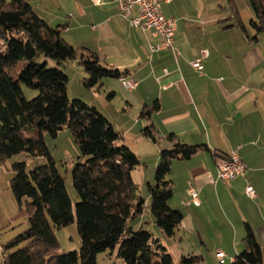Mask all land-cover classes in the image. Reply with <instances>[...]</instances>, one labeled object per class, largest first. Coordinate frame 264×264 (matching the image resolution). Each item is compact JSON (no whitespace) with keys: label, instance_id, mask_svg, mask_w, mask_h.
Returning a JSON list of instances; mask_svg holds the SVG:
<instances>
[{"label":"trees","instance_id":"obj_1","mask_svg":"<svg viewBox=\"0 0 264 264\" xmlns=\"http://www.w3.org/2000/svg\"><path fill=\"white\" fill-rule=\"evenodd\" d=\"M254 12L250 25L258 39L264 33V0H249ZM235 25L246 31L236 10ZM64 26H51L37 14L28 0H0V162L23 154L12 164L10 186L29 226L3 246V264H98V255L117 250L123 264H175V258L162 240L129 222L150 209L165 236L176 234L183 219L180 210L169 205L173 194L168 175L174 159H189L206 144H188L174 134L171 146L161 150L154 182H148L150 202L138 193L133 171L141 158L125 143L114 124L95 106L68 93L67 63L77 59L87 76L89 89L100 88L105 78H121V71L102 64L100 56L86 48L77 49L64 38ZM56 62L50 67L49 60ZM23 67L18 71L20 62ZM35 89L27 99L23 87ZM159 109L158 100L146 104L140 117L148 124L145 137L158 143L151 115ZM71 130L81 152L72 170L78 201L73 200L52 156L46 136L56 138L60 130ZM217 158L222 153L214 152ZM46 158L44 164L29 168L30 161ZM75 223L80 235L79 250L60 252L56 229ZM244 248L231 264H264V248L253 228L245 225ZM199 255L181 256L180 264H196Z\"/></svg>","mask_w":264,"mask_h":264},{"label":"crops","instance_id":"obj_2","mask_svg":"<svg viewBox=\"0 0 264 264\" xmlns=\"http://www.w3.org/2000/svg\"><path fill=\"white\" fill-rule=\"evenodd\" d=\"M28 1L51 26H64L63 36L68 43L97 53L108 68L129 70L125 76L137 82L133 90L126 89L121 78L103 79L100 88L108 92L107 106L115 100L116 105L123 106L124 116L127 110L140 113L146 104L158 100L159 109L152 113L151 122L162 144L135 130L138 124H148L144 118L136 119V124L128 128L124 123L117 125L121 140L139 156L149 153L156 168L161 150L171 146L170 134L182 142L210 148L189 159H174L171 164L168 178L173 194L169 205L180 210L183 219L173 237L163 232L162 237H157L173 254L175 264H180L181 256L188 255L201 256L196 264L232 262L242 251L246 224L253 228L264 248V73L254 70L264 55L258 46L260 38H250L244 20L246 31L235 25L237 1L229 0L232 16L221 17L216 12L202 17L206 20L197 19L202 27L181 16L177 4L183 0L167 2L171 8L166 13L162 7V11L176 19L177 55L171 49L153 51L151 46L159 44L160 38L133 26L122 16L115 0H99V4L92 0H52V4L51 0ZM203 49L210 54L203 60V69L196 70L191 61ZM239 58L246 69L237 67ZM84 73L87 76L85 69ZM114 111L118 113L115 108ZM109 120L117 129L116 122ZM129 140L136 145H130ZM234 150L247 165L245 175L229 183L211 182L209 176L217 179L218 175L213 153ZM139 172L140 181L134 178L138 188L152 182L150 173ZM248 185L255 188L254 198L245 192ZM190 186L199 190L200 206L189 203ZM145 199L150 202L149 196ZM218 250L225 253L222 263Z\"/></svg>","mask_w":264,"mask_h":264},{"label":"rangeland","instance_id":"obj_3","mask_svg":"<svg viewBox=\"0 0 264 264\" xmlns=\"http://www.w3.org/2000/svg\"><path fill=\"white\" fill-rule=\"evenodd\" d=\"M236 1H237L236 8L239 11L241 18L244 20L247 26V31L252 37L255 35L256 31L250 25V20L251 18L254 17V12L250 5V2L249 0H236ZM236 1L234 2L236 3ZM51 4H52V0H51ZM171 6L172 5H169L167 3H162L163 10L166 13L171 8ZM202 6H205L204 9L207 10L208 12H203L202 10L204 9H201ZM51 7L53 10L54 9L57 10L55 6L53 7L51 5ZM177 8L179 9V13L181 14V16H183L186 20L193 21L194 25L201 27L203 26L202 22L201 20H197V19L206 20L205 18H202L204 16H209V15L211 16L216 12L220 13L221 17L226 15H231V16L233 15V10H231L232 6L229 0H183L182 3L177 4ZM61 14L67 15V13L64 12H61ZM228 21L229 20H226L225 22ZM237 32L240 33V31ZM258 37L260 38L259 41L260 43L258 44V46L264 55V33L259 34ZM2 46L3 44L0 41V47ZM235 59L237 60L236 57ZM241 60L242 58L238 59L239 63L237 67H239L240 69H246L247 67L244 66ZM24 62H25L24 60L20 62L18 66V71L23 67ZM49 66L50 67L56 66V62L50 59ZM255 69L258 72L260 71L264 73V60L257 67H255L254 70ZM65 71L68 73L70 79L68 83V93L71 99H81L86 103H88L89 105L97 107V109L101 111L105 116L108 113V117L116 122V126L124 123V126L128 128L136 119L137 121L143 120V118L140 117L141 111L140 113L138 112L139 113L138 114L133 110H127L128 114L122 116L123 106L116 105L115 100L111 102L110 106H107L105 101L108 100L109 96H108V92L106 93L104 89L97 87L89 89L85 87L82 82L83 78L85 77L84 67L81 64H79V61L77 59L69 61L67 63ZM23 91L27 99L34 98L39 93L37 90L30 89L25 86L23 87ZM114 108L118 110V113L114 111ZM130 119L131 122H128L126 124V122L129 121ZM146 125L141 126V124H138L136 125L135 130L139 134L140 133L142 134V129ZM118 129L120 128L117 126V130ZM142 136L144 135L142 134ZM46 143L52 156L56 160L60 173L65 178L66 187L73 200V204H75L76 201H78V197L72 181V170L79 161H83L79 146L71 130L68 128H64L60 130L56 138H52L47 135ZM118 143L120 144L125 142L123 140H120ZM129 143L132 146L136 145L135 142H132L131 140H129ZM159 144H162V141L159 140ZM140 158L142 164L136 168L137 171H135L134 173V178L137 181H140L139 176L142 171L141 172L139 171L143 170V172L150 173L151 177H153L152 182H154L156 168H154L152 165V158L150 154L149 153H147L146 155L142 154V157L140 156ZM24 159L25 157L23 154H18L7 159L5 162H0V264H3V246L12 238H14L17 234L26 230L29 226L27 213L25 212L24 209H21L19 207L10 186V181L13 176L12 164L17 161H23ZM46 161L47 160L44 157L35 158L30 161L31 163L29 165V168H33L35 166L44 164ZM146 163L148 165L147 168L145 166ZM138 193H140L141 196H143L144 198H147L148 196L150 197L147 182L143 186L140 185V188H138ZM129 226H131L135 231L138 230L140 227H142L144 230L150 231L155 236L162 237V230L155 223L154 215L148 207H146L143 216L131 220L129 222ZM56 235L60 242V247H61L60 252H67V251L80 249L81 240L77 225L75 223L62 227L61 229H56ZM243 248L244 245L242 246V249ZM97 259H98V264H123V260L117 257V250L112 255H110L109 250L106 252H102L98 255ZM226 264H231V262H227Z\"/></svg>","mask_w":264,"mask_h":264},{"label":"built area","instance_id":"obj_4","mask_svg":"<svg viewBox=\"0 0 264 264\" xmlns=\"http://www.w3.org/2000/svg\"><path fill=\"white\" fill-rule=\"evenodd\" d=\"M95 4H99V0H92ZM122 16L128 19L133 26L140 27L144 31H149L153 35L160 38V43L151 46L153 51L161 49H171L175 55L178 54V50L174 45L177 22L175 18L167 17L162 11V3L171 2V0H115ZM210 52L207 49L201 50L199 56L191 61L192 66L196 70L203 69V60L209 56ZM165 73L168 70L165 69ZM123 85L128 90H133L137 82L129 77H121ZM218 165L217 179L209 176L211 182L221 180L225 183H229L238 176H243L246 173L247 165L239 156L237 150L228 154H222L216 158ZM245 192L251 198L256 196L255 188L252 185L246 187ZM190 204L200 206L202 204V198L199 190L190 186ZM217 257L220 262H224L225 253L222 250L217 251Z\"/></svg>","mask_w":264,"mask_h":264}]
</instances>
